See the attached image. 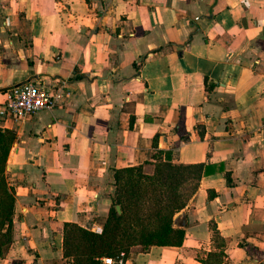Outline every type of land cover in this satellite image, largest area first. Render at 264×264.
<instances>
[{
	"label": "crops",
	"instance_id": "obj_1",
	"mask_svg": "<svg viewBox=\"0 0 264 264\" xmlns=\"http://www.w3.org/2000/svg\"><path fill=\"white\" fill-rule=\"evenodd\" d=\"M26 81L71 95L0 119V264H76L66 224L100 230L115 170L160 160L201 165L185 237L122 264H264V0H0V101Z\"/></svg>",
	"mask_w": 264,
	"mask_h": 264
},
{
	"label": "trees",
	"instance_id": "obj_2",
	"mask_svg": "<svg viewBox=\"0 0 264 264\" xmlns=\"http://www.w3.org/2000/svg\"><path fill=\"white\" fill-rule=\"evenodd\" d=\"M14 139L13 131L0 128V189L10 197V207L0 221V254L4 253L12 240L14 199L8 190L4 170ZM146 164L153 163L147 161ZM154 164L152 170L146 171L142 169L144 165L115 170L116 187L112 204L101 229L90 230L77 224H66V256L76 264H85L84 260L88 264H105L103 257H115L123 253L125 259L130 252L144 250L153 244H182L185 230L175 225L174 217L197 189L201 165H183L170 160H160ZM123 173L133 174V180L140 184V188L130 191L126 196L121 194L118 185ZM70 229L80 230L84 241H79L70 233ZM80 243H84V246L81 247Z\"/></svg>",
	"mask_w": 264,
	"mask_h": 264
},
{
	"label": "built area",
	"instance_id": "obj_3",
	"mask_svg": "<svg viewBox=\"0 0 264 264\" xmlns=\"http://www.w3.org/2000/svg\"><path fill=\"white\" fill-rule=\"evenodd\" d=\"M64 82H55L46 88L38 83L26 81L11 86L0 101V119L3 121H22L44 108H53L64 102L71 91L62 89ZM105 264L123 263V253L115 257H103Z\"/></svg>",
	"mask_w": 264,
	"mask_h": 264
},
{
	"label": "rangeland",
	"instance_id": "obj_4",
	"mask_svg": "<svg viewBox=\"0 0 264 264\" xmlns=\"http://www.w3.org/2000/svg\"><path fill=\"white\" fill-rule=\"evenodd\" d=\"M155 164H146L142 167L143 170H152L154 168ZM133 174H129V173H123L121 175L120 181H119V189L121 191V194L123 196H126L129 194L130 191L132 190H136L138 188H140V184L137 183L135 180H133ZM0 188H2V186L0 185ZM8 207H10V197L8 195L7 192H3L2 189H0V221L5 217L4 212H6L8 210ZM104 219L101 220V222H103ZM102 224V223H101ZM2 227V225H0ZM102 226V225H101ZM6 226H4L5 228ZM71 230V229H70ZM0 233H2V231L0 230ZM70 233L72 235H75V237L79 240V241H84L83 240V234L80 230H74L72 229L70 231ZM81 247L84 246V243H80ZM70 258V257H69ZM84 260V259H83ZM85 264H88V262L86 260H84Z\"/></svg>",
	"mask_w": 264,
	"mask_h": 264
},
{
	"label": "water",
	"instance_id": "obj_5",
	"mask_svg": "<svg viewBox=\"0 0 264 264\" xmlns=\"http://www.w3.org/2000/svg\"><path fill=\"white\" fill-rule=\"evenodd\" d=\"M117 208L119 209V206H117Z\"/></svg>",
	"mask_w": 264,
	"mask_h": 264
}]
</instances>
